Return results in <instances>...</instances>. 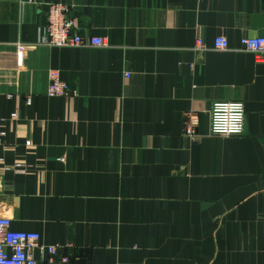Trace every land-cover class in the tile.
Returning <instances> with one entry per match:
<instances>
[{"label": "crops", "instance_id": "0c3cea01", "mask_svg": "<svg viewBox=\"0 0 264 264\" xmlns=\"http://www.w3.org/2000/svg\"><path fill=\"white\" fill-rule=\"evenodd\" d=\"M55 1L108 45H40ZM248 36H264V0H0L1 214L70 264H264V62ZM54 69L74 95H47ZM216 101L245 104L241 135L211 134Z\"/></svg>", "mask_w": 264, "mask_h": 264}, {"label": "built area", "instance_id": "2783aa9c", "mask_svg": "<svg viewBox=\"0 0 264 264\" xmlns=\"http://www.w3.org/2000/svg\"><path fill=\"white\" fill-rule=\"evenodd\" d=\"M198 49L205 48L202 37L197 38ZM40 45L52 48L64 47H103L108 39L100 36H82L77 32V24L71 16V7L64 1L48 4L47 24L41 29ZM242 49L254 55L256 61L264 62V36H248L241 39ZM224 36L215 39L218 50L230 49ZM67 81L61 78L60 70L49 72L47 95L49 97H70L76 93ZM10 97V96H9ZM30 104L31 97H27ZM13 117L17 116L13 113ZM246 108L242 101H216L210 109V132L215 136L230 137L241 135L245 130ZM183 134L186 137L199 138L200 115L188 111L184 115ZM5 131H0V144L4 142ZM30 142L28 141V144ZM63 245L41 242V234L36 230H22L14 227L13 220L0 211V264H70L67 255H59ZM69 247L70 245H64ZM37 250L41 259L37 258ZM110 264V263H100Z\"/></svg>", "mask_w": 264, "mask_h": 264}]
</instances>
